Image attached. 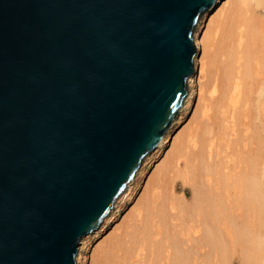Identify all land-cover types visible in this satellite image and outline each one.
<instances>
[{
    "label": "water",
    "instance_id": "water-1",
    "mask_svg": "<svg viewBox=\"0 0 264 264\" xmlns=\"http://www.w3.org/2000/svg\"><path fill=\"white\" fill-rule=\"evenodd\" d=\"M217 0H0V264H77L189 97Z\"/></svg>",
    "mask_w": 264,
    "mask_h": 264
},
{
    "label": "bare ground",
    "instance_id": "bare-ground-1",
    "mask_svg": "<svg viewBox=\"0 0 264 264\" xmlns=\"http://www.w3.org/2000/svg\"><path fill=\"white\" fill-rule=\"evenodd\" d=\"M194 42L195 73L175 124L83 246L115 221L146 165L165 152L166 159L91 264H220L234 236L244 237L250 218L264 212V0H217ZM192 108L193 121L175 135ZM255 235L243 264H264V240Z\"/></svg>",
    "mask_w": 264,
    "mask_h": 264
},
{
    "label": "rangeland",
    "instance_id": "rangeland-1",
    "mask_svg": "<svg viewBox=\"0 0 264 264\" xmlns=\"http://www.w3.org/2000/svg\"><path fill=\"white\" fill-rule=\"evenodd\" d=\"M197 103H198V100L196 97L195 101H194V107L193 108L196 109ZM193 108L184 116V123H183L184 126L179 127L176 130L175 135H177L179 132H181L183 127H186L188 124H190L193 121L194 113H195V109H193ZM166 154H167V152L157 155L156 157H154V159L152 161H150V163L148 165H146V167L144 169V174L141 177L139 184L136 186V189L134 191L132 199L129 201L127 200L126 202L123 203V205H122L123 207L121 208V211L118 212V216L115 219V221L110 223L106 227L104 232L101 233V235L99 237L90 238L85 243L84 246L81 243L82 240L80 241V245L78 247V253H80L82 256L81 264H91L92 260H93L92 256H93L94 250L97 247L103 245V243L108 242L113 236H115L116 233L119 232L120 227H122V225L125 224V222L128 219V215L130 216V214H131L132 210L135 208L138 200L143 195L142 193H144V191H145L144 189H146L145 187H146L147 183L149 182V179H151V178L154 179V177H155L154 174H156L158 168L160 166H162V164L164 163V161L166 159ZM155 170H156V172L154 173ZM152 180H150V181L152 182ZM181 193L182 192H179V195H181ZM187 193H188V191H187ZM263 213L260 215L261 217L259 216L260 218L257 217L259 220L255 216H253L254 219H252L253 217L250 218V221H249L250 224H248L247 232H246V234L244 233L246 237L244 235H243L244 237H242L240 233H238L239 235L236 234V236H234L233 239L235 241L233 240L232 243L233 242H235V243L233 245L231 243L230 247L233 246L232 247L233 249L231 248L230 253H229L230 258H232V259H230L228 256V259L223 263H221L222 262L221 261L220 264H243V261H242L243 258L242 257H244L245 254L243 255V253H241V252L245 253V249L247 247H250L251 244L249 241L252 239V237H255L256 236L255 234H259L262 236V238H261V236H259L261 238V240H264V236H263L264 235V214ZM262 218H263V220H262ZM261 225H263V226H261ZM259 232H261V233H259ZM252 233H254V234H252ZM263 245H264V242H263ZM244 246H245V248H244ZM242 250H244V251H242ZM77 256H78V254H77ZM216 263L218 264L219 262H216Z\"/></svg>",
    "mask_w": 264,
    "mask_h": 264
}]
</instances>
